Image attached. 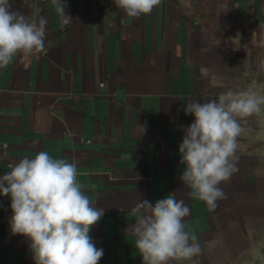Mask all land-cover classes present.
I'll return each mask as SVG.
<instances>
[{"label":"crops","instance_id":"crops-1","mask_svg":"<svg viewBox=\"0 0 264 264\" xmlns=\"http://www.w3.org/2000/svg\"><path fill=\"white\" fill-rule=\"evenodd\" d=\"M10 2L48 24L42 52L0 68V176L39 151L75 162L82 190L105 210L89 233L104 250L98 264H143L125 231L131 210L170 194L189 206L185 230L201 246L192 261L170 264L240 261L264 226L255 116L242 125L239 170L219 185L226 199L214 210L188 195L179 145L195 119L187 102L246 90L249 68L264 82V0H160L138 18L114 0H64L65 26L51 0ZM7 210L11 198L0 195V218ZM0 264H35L30 240L7 238L1 222Z\"/></svg>","mask_w":264,"mask_h":264},{"label":"clouds","instance_id":"clouds-1","mask_svg":"<svg viewBox=\"0 0 264 264\" xmlns=\"http://www.w3.org/2000/svg\"><path fill=\"white\" fill-rule=\"evenodd\" d=\"M62 26L73 18L66 13L64 0H51ZM127 17L150 14L160 0H114ZM126 21L122 18L121 23ZM45 15L36 17L0 0V68L7 67L18 55L30 56L45 48ZM264 95L256 81L246 90L231 89L217 100L187 102L185 114L195 119L184 129L179 145L180 179L193 199L204 201L214 210L217 201L226 199L219 186L238 172L237 138L244 132L247 118L261 112ZM0 176V195L10 196L13 215L9 220L14 235L30 240L35 264H98L104 255L90 236L93 225L105 210L93 204L82 190L75 162L53 158L47 151L25 156L8 165ZM92 185V188H95ZM137 217L126 233L134 236L143 264H170L192 261L201 253L198 236L185 230L190 208L174 194L154 205L142 199L131 210Z\"/></svg>","mask_w":264,"mask_h":264},{"label":"water","instance_id":"water-1","mask_svg":"<svg viewBox=\"0 0 264 264\" xmlns=\"http://www.w3.org/2000/svg\"><path fill=\"white\" fill-rule=\"evenodd\" d=\"M248 76L250 80L247 89L252 81H256V84L259 86L260 94L264 95V82L260 81L250 68L248 69ZM261 108L262 110L260 113L254 114L257 120L255 151L264 157V105H262ZM235 264H264V226L253 245L246 251L243 258Z\"/></svg>","mask_w":264,"mask_h":264},{"label":"built area","instance_id":"built-area-1","mask_svg":"<svg viewBox=\"0 0 264 264\" xmlns=\"http://www.w3.org/2000/svg\"><path fill=\"white\" fill-rule=\"evenodd\" d=\"M12 215H13V212L11 209V210H7L6 212H4V214L0 218L1 226L4 230L6 237L7 238H18V239H28L27 237L23 235H18V234L14 235L12 233L10 225H9V220Z\"/></svg>","mask_w":264,"mask_h":264}]
</instances>
